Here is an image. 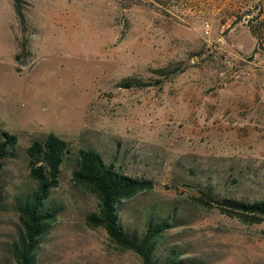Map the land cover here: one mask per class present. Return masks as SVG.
<instances>
[{
	"label": "rangeland",
	"instance_id": "374dc122",
	"mask_svg": "<svg viewBox=\"0 0 264 264\" xmlns=\"http://www.w3.org/2000/svg\"><path fill=\"white\" fill-rule=\"evenodd\" d=\"M18 1L24 23L0 0V139L15 136L0 163V264H14V202L33 186L25 147L47 132L69 152L33 264H140L85 222L96 199L70 179L80 147L152 179L118 216L137 232L145 214L170 213L159 252L176 244L192 264H264V218L192 198L264 199V0Z\"/></svg>",
	"mask_w": 264,
	"mask_h": 264
},
{
	"label": "trees",
	"instance_id": "16d2710c",
	"mask_svg": "<svg viewBox=\"0 0 264 264\" xmlns=\"http://www.w3.org/2000/svg\"><path fill=\"white\" fill-rule=\"evenodd\" d=\"M13 1L14 13L20 23H24L23 11L18 0ZM251 34L257 38L258 32L247 23ZM26 39L20 43L25 51ZM19 53H14L16 60ZM164 74V73H163ZM126 86L130 81L124 82ZM15 136L2 131L0 139V163L5 155L6 147L14 143ZM28 165V176L33 186L14 202L17 215L18 231L11 240L9 248L14 264H33L43 237L55 210L48 204V193L58 183L60 165L69 152L67 142L53 132H47L41 139H32L25 147ZM72 183L92 193L96 199V207L84 215L89 226H101L108 237L120 248L134 252L140 264H192L176 244L162 245L163 231L174 219L170 213L145 214L144 222L137 232H128L120 223L119 210L123 200L140 191L151 189L152 179L130 175L112 162H105L101 154L89 147L76 150L74 166L71 170ZM198 195L192 196L196 204H206L208 200L216 204L218 209L228 216H236L244 222H258L264 218V199L218 198L208 191L197 189Z\"/></svg>",
	"mask_w": 264,
	"mask_h": 264
}]
</instances>
